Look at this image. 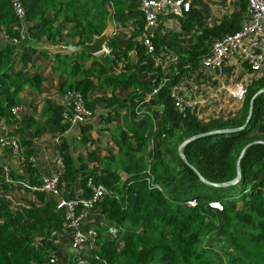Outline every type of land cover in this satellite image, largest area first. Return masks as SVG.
Here are the masks:
<instances>
[{"label":"trees","instance_id":"16d2710c","mask_svg":"<svg viewBox=\"0 0 264 264\" xmlns=\"http://www.w3.org/2000/svg\"><path fill=\"white\" fill-rule=\"evenodd\" d=\"M189 1L190 10L178 18L181 33L171 31L163 43L156 29L154 50L149 52L142 40L144 19L133 0H19L22 18L14 12L12 0H0V123L15 124L11 134L17 136L31 171V142L19 133L31 130L37 137L49 124L61 134L70 126L73 106L68 99L59 104L45 97L43 120L27 112L15 118L12 108L23 106L24 92L40 93L46 80L41 64L33 59L40 50L26 38L81 44L99 34L108 19L123 27L132 20L123 45L110 39V53L54 55L60 92H79L100 125L119 121L112 129L113 149L103 154L92 150L74 159L64 136H58L60 190L79 175L84 198L90 199L87 178L103 184L105 192L89 213L98 211L107 226L119 228L118 238L95 240L90 258L79 254L90 264H264V71L247 85L234 117L203 120L195 106L180 112L171 95L174 87L202 68L211 41L240 29L247 0H237L231 14L204 27H196L200 13L194 0ZM185 30L188 38L177 41ZM185 40L191 46H185ZM131 52L137 55V72L113 68L115 60L126 61ZM156 58L159 67L154 65ZM16 59L28 71L17 69ZM140 71L153 76L144 79ZM151 87H157L154 99L136 107ZM256 93L245 128L189 140L242 126ZM94 123L78 124L83 141L92 142L87 131ZM237 166L239 180L228 186L206 184L199 176L224 183L236 176ZM33 198L34 204L14 209L7 196H0V264H60L55 249L66 222L64 209L44 191H35ZM191 198L196 205L187 204ZM51 256L56 257L54 263H49Z\"/></svg>","mask_w":264,"mask_h":264},{"label":"crops","instance_id":"0c3cea01","mask_svg":"<svg viewBox=\"0 0 264 264\" xmlns=\"http://www.w3.org/2000/svg\"><path fill=\"white\" fill-rule=\"evenodd\" d=\"M236 1L237 0H194V6L200 13V18L196 22V27H204L220 22L224 16L231 14L236 9ZM179 16H164L158 21L157 31L160 34L161 42L166 41L171 31L181 33V27L178 21ZM131 21L132 20L113 36L121 45L125 43V40L129 36V31H131L129 26L132 25ZM188 35L189 32L187 30L182 31V34L176 38V40L184 41L186 37L188 38ZM247 40L248 38L244 39L245 42ZM26 42H32V40L26 38ZM185 46H191V42L186 41ZM255 49L263 56L262 66L259 71L252 70L248 63L243 61L241 56L236 53L228 57L218 69H209L202 66L201 69L193 73L191 78L184 82L183 89L179 90V94L185 99H190L195 103L194 109L201 119L204 120L218 116L229 118L239 113L241 102L236 101L232 97L231 89L234 82L237 81L243 83L244 86L247 87L252 79L256 78L260 72L264 71V31ZM33 59L41 64L39 70L45 75L46 80L41 86L40 93L31 90H26L24 92L22 107L23 112L31 113L39 120H43L44 98L48 97L54 102L62 104L64 102V96L59 90L60 78L53 69L54 55L46 51L45 54L38 51ZM136 61V53L131 52L126 61L115 60L113 62V68L121 71L131 67L133 71L137 72L139 67L135 65ZM15 66L17 69L20 68L28 71L27 66L20 62L19 59H16ZM29 71L31 70L29 69ZM140 72V75L144 79H151L153 76L149 72ZM117 122H119L118 119L100 125L96 121L87 131L92 138V142L82 140V125H70L61 134L49 124H45V132L42 136L38 135L37 137H33L31 130L19 133L18 137H24L31 142V155L34 158V162L31 165L32 171L24 159L11 153L9 149L0 146V164L3 166V168H0V196H7L9 203H11L14 209L34 204L33 195L27 193L29 191L28 189L21 188L17 181L25 179L30 184H38L39 181L46 176H59L62 173L63 164L58 151V145L60 143L58 136H64L68 144L70 155L74 159H76L78 155H86L87 152L92 150L103 154L113 149L112 129L118 125ZM1 133L2 128L0 127V135ZM77 166L78 163L75 160V167ZM6 170L11 178L10 182L4 180L3 171L5 172ZM60 196L63 198H84L80 186L79 175L71 186L61 187ZM83 225L92 227L96 230V239L101 240L104 237H110L107 230L109 226L105 223L103 215L98 211L93 210L89 214V217L85 219ZM70 242L71 230L63 229L57 236L55 249L60 264H74L73 260L76 254L78 255V252L71 248ZM93 244L94 241L88 240L82 245L79 254H82L83 257L90 258V249Z\"/></svg>","mask_w":264,"mask_h":264},{"label":"built area","instance_id":"2783aa9c","mask_svg":"<svg viewBox=\"0 0 264 264\" xmlns=\"http://www.w3.org/2000/svg\"><path fill=\"white\" fill-rule=\"evenodd\" d=\"M13 10L16 15L20 18L23 17L24 11L19 0H12ZM138 5V9L141 11L144 23L145 32L142 36L143 43L147 51L151 52L154 50L153 36L156 30L160 17L165 15L168 16H179L183 13L188 12L191 8L189 0H133ZM132 30V26H129ZM119 30L123 29L122 26L118 27ZM264 31V0H247V15L242 21V25L238 31L233 34H226L221 38L214 39L211 41V47L208 55L202 59V65L209 69H218L222 66L223 62L230 56L238 53L243 61L248 63L250 68L254 71H259L262 66L263 56L257 52L255 47L259 43V38ZM27 33V32H25ZM26 35V34H24ZM248 38L245 42L244 39ZM13 43H17V39H12ZM103 53H110L108 47H105ZM173 62H176V58H172ZM157 58L154 60V65L159 67ZM157 63V64H156ZM184 83L174 87L171 91V95L174 98L175 105L180 112L185 111L188 108L195 106V103L190 99H185L179 94V90L183 89ZM157 92V87H151L148 90L147 95L138 101L136 107L149 104ZM246 92V87L243 83L237 81L234 82L231 94L232 97L242 102ZM64 99H68L72 102V113L68 119L70 125H78L80 123L96 122V115L90 113L84 104V98L79 92L68 91L63 95ZM12 112L17 120H20L23 113V107L17 105L12 108ZM17 123V122H16ZM12 125H5L0 123L2 133L0 135V146L9 149L11 153L18 155L24 159L23 150L20 143L17 140V136L11 134L13 127ZM154 145V142H151ZM29 161L34 162L32 155L29 157ZM0 168L3 166L0 164ZM6 169V168H5ZM6 182H10L11 178L7 174V170L4 172ZM17 183L23 189H28L27 193L32 194L35 191H44L56 200V207L64 209L65 226L63 229L71 230V242L70 246L73 250L78 252L76 254L77 263L82 262L79 257V250L88 240L95 242L97 232L92 227H86L83 225L85 219L89 215V207L96 203L105 192V187L101 183H94L92 177L87 178V186L92 190V196L90 199L86 198H63L60 196V187L58 185V176H46L42 178L39 184H30L27 180L21 179ZM157 187V185H154ZM188 205H196V199L191 198L187 201ZM210 206L221 208L219 203L211 202ZM111 238H118L119 228L115 225L110 226L108 229ZM56 261L55 256H51L49 263Z\"/></svg>","mask_w":264,"mask_h":264},{"label":"water","instance_id":"95a60500","mask_svg":"<svg viewBox=\"0 0 264 264\" xmlns=\"http://www.w3.org/2000/svg\"><path fill=\"white\" fill-rule=\"evenodd\" d=\"M115 33H116L115 24L112 21V19H108L105 28L99 34L94 35L90 42H85V43H81V44H73V43L61 44V43H50L48 41H32L31 45L40 51L44 50V51L49 52L53 55L58 54V53H64V52L73 53L75 55L81 54V53H85L88 55H97L105 49V47L108 45L110 39L113 38ZM262 90L263 89H261L257 93L261 92ZM257 93L255 95H253V97L250 100V108H249L248 116L245 120V123L242 126L235 127V128H225V129H219V130H212L209 132L196 134V135L192 136L189 140L197 139V138H200V137H203L206 135H211V134L237 132V131H240L243 128H245V126L250 121L251 114H252V103H253L254 98L257 95ZM199 176H200V179L206 184H210V185H214V186H228V185L236 183L239 180L240 167L237 166L236 176L232 180L224 182V183H213V182H210V181L206 180L205 178H203L200 174H199ZM80 264H89V263L88 262H82Z\"/></svg>","mask_w":264,"mask_h":264},{"label":"clouds","instance_id":"9594fccd","mask_svg":"<svg viewBox=\"0 0 264 264\" xmlns=\"http://www.w3.org/2000/svg\"><path fill=\"white\" fill-rule=\"evenodd\" d=\"M114 24H115V27H116V33H117V32L119 31V29H118L119 25H117L116 23H114ZM122 27H123V26H122ZM116 33H115V34H116ZM106 47H108V46H106ZM101 53H103V51H102ZM215 203H218V202H215ZM216 208H217V207H216ZM89 214H90V213H89ZM88 217H89V215H88ZM96 238H97V237H96ZM92 246H93V245H92ZM79 257H80V256H79ZM75 258H76V257H75ZM76 260H77V259H76ZM81 260H82V259H81ZM77 262H78V261H77ZM77 262H76V263H77ZM82 262H87V261H86V260H82ZM82 262H81V263H82ZM76 263H75V264H76ZM88 263H89V262H88ZM89 264H90V263H89Z\"/></svg>","mask_w":264,"mask_h":264},{"label":"rangeland","instance_id":"374dc122","mask_svg":"<svg viewBox=\"0 0 264 264\" xmlns=\"http://www.w3.org/2000/svg\"><path fill=\"white\" fill-rule=\"evenodd\" d=\"M161 19H162V18H161ZM156 29H157V27H156ZM44 130H45V129H44ZM44 132H45V131H43L39 136H42V135L44 134Z\"/></svg>","mask_w":264,"mask_h":264}]
</instances>
